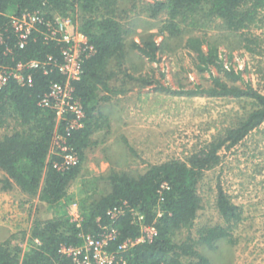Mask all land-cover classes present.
<instances>
[{"label":"trees","instance_id":"obj_1","mask_svg":"<svg viewBox=\"0 0 264 264\" xmlns=\"http://www.w3.org/2000/svg\"><path fill=\"white\" fill-rule=\"evenodd\" d=\"M135 8L149 18L165 15L157 33L162 36L160 43L155 39L157 34L149 31L138 34V40L128 38L133 21L127 18ZM34 10L49 18L50 10L70 14L74 21L80 22L79 29L95 48V52L83 60L82 76L74 83V95L86 114L84 124L65 137L66 146L78 153L80 163L62 170L54 167V162L61 158L51 156L50 148L55 133L64 132V125L56 126L54 112L40 107L38 102L50 83L61 81L62 76L57 70L47 74L40 69L31 70V86L11 81L0 89V129L6 131L0 138L4 188L10 187V178L21 191L31 196L37 194L40 201L49 205L66 196L81 170L84 150L95 144L91 135L107 122L99 103L127 92L125 84L131 81L140 82L141 88L154 82L127 72L125 63L129 50H137L146 61L156 62L159 52L170 50L174 42L178 43L192 54L198 73H209V84L199 83L193 88L176 90L157 82L155 90L174 95L244 99L250 108L185 159L172 158L150 164L139 174L110 170L102 176L109 189L98 197L89 195L81 200L79 223L66 212L46 220L35 219L28 249L23 252L14 244L15 236L6 239L0 243V264H66L69 260L60 252L61 245H79L81 234L99 235L104 231L103 226L111 225L116 229V236L109 248L114 250L124 239L139 234V224L133 222L131 208H136L143 215L142 223L154 227L158 235L124 253L126 264H209L208 258L195 247L199 244L213 247L217 241L228 238L243 219L240 208L222 188L217 189L215 200L222 223L200 226L197 239L188 235L176 241L173 235L180 230L189 232L194 227L202 207L198 184L207 170L220 163V150L241 143L264 121V92L254 88L243 78L241 70L228 63L232 60L234 46H226L229 52L225 60L219 50V39L207 34L215 29L227 31L234 37L239 36L243 49L254 51L257 36L249 33L253 28H264V0H152L142 2L139 7L132 2L131 8L120 10L119 0H0V32L4 39L0 43V63L32 58L44 60L47 55L60 58L61 44L45 39V26L32 32L23 48L18 47L10 19L4 12L19 15ZM6 47L12 52L5 54ZM119 74L123 75L124 86L112 87L110 81ZM102 92L109 96H100ZM114 209L123 210L116 219L109 213ZM35 239L38 243L33 241Z\"/></svg>","mask_w":264,"mask_h":264},{"label":"rangeland","instance_id":"obj_2","mask_svg":"<svg viewBox=\"0 0 264 264\" xmlns=\"http://www.w3.org/2000/svg\"><path fill=\"white\" fill-rule=\"evenodd\" d=\"M146 1L152 0H119V10L131 8L132 2L139 7ZM164 17L160 14L157 19L149 18L135 8L127 18L134 22L128 38L137 40L138 34L147 31L157 34L160 20ZM249 34L257 36V44L251 52L241 47L239 36L234 37L227 31L215 29L207 35L219 39V50L225 60L229 52L226 46H234L232 60L227 62L241 70L243 78L254 88L264 92V28H253ZM155 39L160 43L162 36L157 34ZM173 44L172 49L159 52L156 62L146 61L137 50H129L125 63L129 72L134 76L151 78L154 82L142 88L137 82L140 92L138 105L136 102L134 105L135 93L119 102L125 105L119 109L116 106L117 112L129 122L122 127V122L116 119L111 132L104 136L102 132L96 135L98 138L103 136L106 141L84 150L79 175L71 182L61 201L49 205L40 201L37 194L22 195L18 189H0V243L9 236H15L14 244L24 252L30 246L35 219L46 220L64 212L70 216L80 215L83 198L89 195L98 197L109 189L102 176L110 170L139 174L144 173L150 164L172 158L185 159L250 108L244 99L174 95L155 90L157 82L176 90L193 88L199 83L209 84V73H198L194 69L192 54L178 43ZM5 132L0 129V138ZM219 154L220 163L207 170L198 184L202 207L194 227L189 232L177 231L173 237L176 241L184 240L188 235L197 239L200 226L222 223L215 207L220 187L240 208L243 219L230 231L228 238L217 241L211 248L202 244L195 248L208 258L209 264H264V121L241 143L230 149H221ZM3 176L0 170V180Z\"/></svg>","mask_w":264,"mask_h":264},{"label":"built area","instance_id":"obj_3","mask_svg":"<svg viewBox=\"0 0 264 264\" xmlns=\"http://www.w3.org/2000/svg\"><path fill=\"white\" fill-rule=\"evenodd\" d=\"M10 19L19 48H23L32 32L45 26V39L61 44L60 58L47 55L44 60L27 59L13 63H0V89L11 81H18L31 86L33 84L29 71L40 69L44 74L57 70L62 76L61 81L51 82L48 91L40 98L38 104L42 108H49L54 112L56 126L64 125V132L55 133L50 155L60 156L59 162H54V167L59 170L76 166L80 163V157L73 148L66 146L65 137L71 131L79 129L84 124L86 117L82 104L75 97L74 83L80 80L83 73V60L95 52L88 36L82 32L78 23L70 14L64 15L58 11L50 10L49 17L39 10L24 11L19 15L4 12ZM3 13V14H4ZM4 41L0 32V43ZM10 47L5 48V54L11 53ZM133 216V222L139 224V234L135 237L124 239L116 249L109 248L110 241L115 238L116 229L111 226H103L104 230L99 235L91 233L81 234L79 245H61L60 252L69 260L66 264H126L124 253L134 246L152 241L157 237L158 231L142 223L143 215L136 209H129ZM115 218L123 213L122 209H114L109 212ZM72 220L80 221V215L71 214ZM79 225V224H78ZM38 243V240L35 239ZM58 264V263H54ZM158 264H167L160 262Z\"/></svg>","mask_w":264,"mask_h":264},{"label":"crops","instance_id":"obj_4","mask_svg":"<svg viewBox=\"0 0 264 264\" xmlns=\"http://www.w3.org/2000/svg\"><path fill=\"white\" fill-rule=\"evenodd\" d=\"M137 40H138V38H137ZM125 68H126V65H125ZM126 69H127V72H129V70H128L129 68H126ZM125 79L127 80V78H125ZM122 80H123V75L122 74H119L116 79H113V81H110V85L112 87H115L116 86V87H119V88L121 87L122 88L124 86V85H122V83L124 82V81L122 82ZM125 87H126V89H128L127 92H125V93H119L117 95L111 96L108 99L102 100L99 103V109L101 110L103 116L106 118V121L107 122H106L105 125L102 124L101 127H100V129H97L96 131L93 132V134L91 135V138H92L93 142H95V144L93 146H91V147H88V148H94L95 146H98L101 143H104L106 141V138H103V136L104 135H107L109 132H111V130L113 129V122L114 121L117 122L116 119H118V120H120L122 122V127H123V124L125 122H129L128 120L125 119V116H123V118H121V115H120L121 113L117 112V107L119 109V106L121 107V106L125 105L124 103L119 104V102L121 100H123L124 97H130V95L133 94V93H135V98L136 99H134V105L136 106V104L140 101V99H139L140 92H139V89L137 87V82H135V81H131L130 83L125 84ZM107 94L108 93H106V92H102L100 94V96L101 95L109 96V94L108 95ZM102 102H104V103H102ZM135 102H136V104H135ZM127 108H128V106H127ZM125 110H128L129 111V109H125ZM127 114H129V113H127ZM137 117H138V113H137ZM138 118H135V119L138 120ZM93 121H96V120H93ZM138 128H139V126H138ZM101 132H102V134L103 133L104 134H103V136H101L100 138H98L96 135L98 133H101ZM133 153L135 154V152H133ZM3 177H5V176H3ZM1 179H3V178H1ZM0 181H2V180H0ZM1 183L2 184H0V189L3 190V191H6V190L9 191L10 189L14 188V189H18L22 195H29V194L24 193L23 191H21L20 187L17 186L15 184V182L12 179H10V178H9L10 187L4 188L3 186H4L5 182H1ZM11 202H13V201H11ZM8 238H10V236L7 237L6 239H8Z\"/></svg>","mask_w":264,"mask_h":264}]
</instances>
